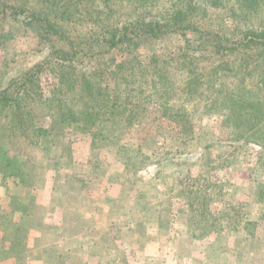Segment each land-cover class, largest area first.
Here are the masks:
<instances>
[{
	"label": "rangeland",
	"instance_id": "374dc122",
	"mask_svg": "<svg viewBox=\"0 0 264 264\" xmlns=\"http://www.w3.org/2000/svg\"><path fill=\"white\" fill-rule=\"evenodd\" d=\"M184 1L187 8L194 5L191 18L206 40L217 44V52L190 50L195 56L189 66L173 65L160 76V65L151 60L172 53L174 43L180 42L177 34L164 33L145 47L103 46L76 65V80L68 87L58 78L67 65L50 56L46 43L12 15L14 6L28 10L38 1L0 0V94L10 99L4 104L0 100V243L14 239L15 232L22 244L27 231L13 229L15 196L33 190L38 181L43 185L48 177L54 207L62 203L68 212H81L93 196V212L112 207L117 214L114 220L111 216L112 224L128 214L129 228L135 225L134 234L119 226L89 231L93 239L108 236L116 241V248H103L100 264H264V168L258 163L262 148L246 139L257 127L264 131V122L247 129L228 107L229 95L250 94L255 88L264 101V87L258 84L259 91L256 85L264 74V45L221 49L226 45L224 10L210 6V0H154L149 12ZM134 4L114 0L110 18L129 21ZM235 12L240 25L249 17L252 26L264 31V4L260 9L236 4ZM89 21L83 30L95 32ZM224 22L234 26L228 17ZM241 30L232 33L233 41L242 40ZM133 53L141 64L149 63L146 71L142 78L119 85L114 76L117 71L128 74L123 64ZM98 61L106 69L101 76H90V87L83 75H91ZM185 68L193 75L188 90ZM259 115H264L261 105ZM185 118L188 129L181 127ZM194 194L201 200H194ZM204 208L215 230L201 226L197 216ZM126 234L134 242L130 248L120 243ZM100 248L97 244L88 252L90 264ZM151 249L156 254H144Z\"/></svg>",
	"mask_w": 264,
	"mask_h": 264
},
{
	"label": "trees",
	"instance_id": "16d2710c",
	"mask_svg": "<svg viewBox=\"0 0 264 264\" xmlns=\"http://www.w3.org/2000/svg\"><path fill=\"white\" fill-rule=\"evenodd\" d=\"M37 1L38 2L32 5L31 8L28 7V10L24 8L23 5L14 6L12 15L14 18L16 17V19H19L23 25L30 27L37 35L38 39L46 43L48 48L51 49V52H49L50 56L58 57V59L60 58L62 60L61 65H67L66 70H60L58 78L61 84H65V86L68 87L76 80V65L81 62L83 63L84 58L88 60L91 58L90 56H95L92 55V49L99 52L103 46L107 49L117 46H124L126 49L138 48L139 46L145 47L146 42L150 41L152 43L164 33L177 34L180 37V42L174 43L173 52L163 55V58L153 57L151 60V63L160 65L157 69L161 70L157 73L160 76L166 74L163 72V69H172L173 65L179 64L182 69L183 64L189 66V62L195 56L190 54V50L193 52L198 51L200 55L204 52L209 54L214 52V50L217 52V44L214 41L206 40L204 31L200 29L191 18L190 13L194 10V5H190V7L187 8L188 6L185 5V1L182 3L183 5L175 4V6L164 9L161 12L151 13L149 10L153 7L154 0H134L135 4L132 6V17H130L131 19L129 21L124 22L110 18V13L113 12L114 0ZM209 3L211 5H208L214 8H221L224 10L222 21L226 45H221V49H231V51H236V49L240 47H243V49L253 47L258 49L264 45L263 30L254 25L252 26L253 23H250L252 21L249 17L245 18L241 25L235 17L236 4H238L239 8L260 9L264 4V0H210ZM226 3L231 5H225ZM199 6L201 5L199 4ZM85 16L89 19L86 21L80 19V17L82 18ZM226 17L232 20L234 24L233 27L226 25L224 22ZM88 21L95 28V32H91L90 29L88 32L83 30V27L87 26ZM70 25L71 29L68 30ZM79 25H81L80 28ZM239 29H242L240 31L242 40L235 39L233 41L232 33L238 34L237 32ZM70 34H72V37L69 36ZM54 39H56L57 43ZM230 40H232V42ZM210 47L213 49H209ZM148 64H141L138 55L133 53L123 64V68L128 70V74L126 75V73L123 74L117 71L114 80L119 85H128L132 82L131 78L134 76L139 79L142 78L141 72L146 71ZM91 69V75H87V73L83 75L84 80L88 82V86L90 87H92L93 84L90 76L96 73L101 76L106 67L104 63L98 61L96 66L93 65ZM226 69L233 71L230 65H228ZM237 70L238 68L234 69V73ZM182 72L184 73L185 80L184 90H188L187 86H191L190 82L193 75L186 68ZM205 75L204 78L206 77ZM22 76L26 75L23 74ZM204 81L202 80L201 83ZM258 84L264 87V74L259 77L256 85L258 86ZM256 89L257 88L248 91L250 94L242 93L241 95L235 92L229 95L230 100L228 102V107L235 112V117L241 120L244 125H246L247 129H252L258 122H264V115L259 117L260 105L264 107V101L260 100V96ZM258 90H261L260 87ZM92 92H94V90ZM187 94L188 93H185L184 96H187ZM87 95L89 96V94ZM0 100H2L3 104L6 101H10L9 95L2 92V94H0ZM83 109L91 110L92 108L85 106ZM129 117L132 118L131 116ZM246 123H249V125ZM189 124V120L185 118L181 127L188 129L190 128ZM258 128L259 127L251 132L249 131L246 139L247 141L260 144L262 149L258 157V163L264 168V131L261 129L258 131ZM193 197L194 200H196L199 198V194H194ZM199 200L201 199L199 198ZM193 214L194 212L190 216ZM197 217L201 221V226L205 225L206 227H210L211 230H215L213 218H211V214L205 212V208L199 212ZM193 219L194 218L191 217L192 221ZM196 222L199 223L197 220ZM191 223L194 224L193 222Z\"/></svg>",
	"mask_w": 264,
	"mask_h": 264
},
{
	"label": "crops",
	"instance_id": "0c3cea01",
	"mask_svg": "<svg viewBox=\"0 0 264 264\" xmlns=\"http://www.w3.org/2000/svg\"><path fill=\"white\" fill-rule=\"evenodd\" d=\"M44 180L43 185L38 181L33 190L29 189L30 185H27L26 188L31 191L26 190L24 195L15 196L14 209L12 208L14 210L13 229L17 232L27 231V236L22 244H18L19 239L17 240L14 232V239L10 238L7 239V242L0 243V264H76L77 262L90 264L88 252L93 248L95 249L97 244L101 248L99 253L96 251V255H92V258L95 260L94 264H100V260L103 258L102 254H104L103 248H116V241L108 236L107 239H102V237L93 239L92 232L89 233V231L94 229L105 232L112 226L115 228L119 226L120 230L126 231V233L135 231L134 224L133 231L132 228H129L128 214L120 215V218L116 219L115 225L111 222V216L114 220V215L117 214L114 213L112 207L106 206L93 212L92 209L95 204V201H92L93 196L88 197L92 204L86 206L81 212L78 210L68 212L65 210L66 205L62 203L54 207L50 202L51 191L47 189L52 181L48 177H44ZM27 182H30V179ZM22 196L26 198V201L20 200ZM141 211L145 212L144 210ZM23 212H26L27 215H24ZM2 219L5 220V215ZM82 220H84V226L79 227L78 224ZM0 222L2 223V221ZM155 223H159L158 219L154 221ZM130 235L126 234L124 239L120 241L122 245L129 246V248L134 243ZM157 246L162 247L160 244ZM83 248L87 249L83 250ZM144 254L153 255L156 252L151 249V252Z\"/></svg>",
	"mask_w": 264,
	"mask_h": 264
}]
</instances>
